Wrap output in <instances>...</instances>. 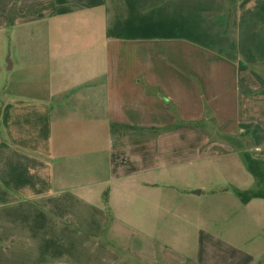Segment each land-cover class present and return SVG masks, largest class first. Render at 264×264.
Masks as SVG:
<instances>
[{"label": "crops", "instance_id": "1", "mask_svg": "<svg viewBox=\"0 0 264 264\" xmlns=\"http://www.w3.org/2000/svg\"><path fill=\"white\" fill-rule=\"evenodd\" d=\"M228 137L264 161V0H0V264H250Z\"/></svg>", "mask_w": 264, "mask_h": 264}, {"label": "rangeland", "instance_id": "2", "mask_svg": "<svg viewBox=\"0 0 264 264\" xmlns=\"http://www.w3.org/2000/svg\"><path fill=\"white\" fill-rule=\"evenodd\" d=\"M5 67L7 66V60L5 57ZM233 140L229 139L230 145H227L230 147V156L227 158H223L220 160H217L214 158V160L208 165V178L207 182V189H205L204 193H207L208 190H216L219 179V172L221 171L223 175L224 186L234 184L232 182L233 179H235V182L239 183L243 180L247 179L249 182H251L249 185L247 183H242L245 188H248L249 190H253L258 185V182H256L255 178L252 176V174L247 169L243 153L244 151L248 150V147L246 144H248L247 141H241L237 137H232ZM222 141L223 144H225L226 141L220 140L218 138H214V142H220ZM227 144V143H226ZM226 148V147H225ZM248 152V151H247ZM252 157H255L256 155L252 152H248ZM245 175V177H244ZM231 186V185H230ZM205 196V194H203ZM215 220L211 219L209 223H213ZM232 219L224 220L223 224L220 226H217L215 229L217 233H214L217 235V238L219 239H225L230 242V245H236L238 248L242 249L246 253H251L253 256L256 257V259H253L250 264H264V252L262 251V248L258 245L261 241V239L264 240V233L262 231L253 230L250 231L247 229L246 231H237L235 229V224L231 222ZM254 257V258H255Z\"/></svg>", "mask_w": 264, "mask_h": 264}, {"label": "trees", "instance_id": "3", "mask_svg": "<svg viewBox=\"0 0 264 264\" xmlns=\"http://www.w3.org/2000/svg\"><path fill=\"white\" fill-rule=\"evenodd\" d=\"M228 139L233 140L232 137H228ZM243 157L247 169L258 182L253 190H234L240 201L246 203L251 198H264V161L252 157L247 151H244Z\"/></svg>", "mask_w": 264, "mask_h": 264}]
</instances>
